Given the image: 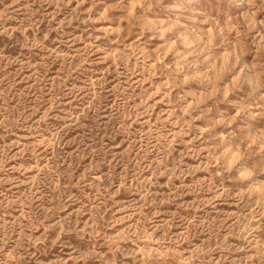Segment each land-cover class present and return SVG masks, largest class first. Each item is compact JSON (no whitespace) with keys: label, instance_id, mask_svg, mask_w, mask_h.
<instances>
[{"label":"rangeland","instance_id":"rangeland-1","mask_svg":"<svg viewBox=\"0 0 264 264\" xmlns=\"http://www.w3.org/2000/svg\"><path fill=\"white\" fill-rule=\"evenodd\" d=\"M0 264H264V0H0Z\"/></svg>","mask_w":264,"mask_h":264}]
</instances>
